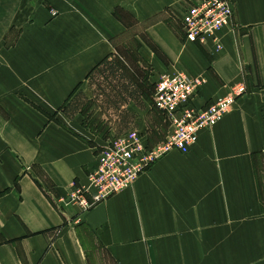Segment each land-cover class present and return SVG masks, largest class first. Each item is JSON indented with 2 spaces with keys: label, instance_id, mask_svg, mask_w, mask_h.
Instances as JSON below:
<instances>
[{
  "label": "crops",
  "instance_id": "obj_1",
  "mask_svg": "<svg viewBox=\"0 0 264 264\" xmlns=\"http://www.w3.org/2000/svg\"><path fill=\"white\" fill-rule=\"evenodd\" d=\"M198 1L0 0V264H264V0H232L220 48L186 39ZM128 43L155 82L202 79L199 108L238 85L247 94L188 152L82 212L65 200L89 183L119 120L104 137L62 108L82 90L100 109L89 74L108 57L133 77ZM150 102L126 104L137 127L136 108Z\"/></svg>",
  "mask_w": 264,
  "mask_h": 264
},
{
  "label": "built area",
  "instance_id": "obj_2",
  "mask_svg": "<svg viewBox=\"0 0 264 264\" xmlns=\"http://www.w3.org/2000/svg\"><path fill=\"white\" fill-rule=\"evenodd\" d=\"M53 14H56L54 11ZM232 0H199L183 17L187 41L206 42L213 38L221 47L219 33L231 23ZM203 81L182 72L162 74L155 88L154 106L169 119L171 131L165 140L149 146L142 131L136 127L101 146L97 167L89 174L87 185L73 184L66 203L80 206L82 212L132 187L139 176L173 150L188 152L201 133L210 130L247 94L245 85L215 100L207 108L195 104Z\"/></svg>",
  "mask_w": 264,
  "mask_h": 264
},
{
  "label": "trees",
  "instance_id": "obj_3",
  "mask_svg": "<svg viewBox=\"0 0 264 264\" xmlns=\"http://www.w3.org/2000/svg\"><path fill=\"white\" fill-rule=\"evenodd\" d=\"M138 80V81H137ZM89 86L93 90L94 101L101 102V109L113 111L119 120V131L117 135L137 127L135 113L128 110L126 104L131 101L138 107L145 108V100H151L149 89L134 76L125 72L122 63L115 58H106L98 64L89 74ZM93 100L82 91H76L70 100L63 106V113L69 118L78 113L84 116V126L99 133L109 136V128L102 119V112L91 113Z\"/></svg>",
  "mask_w": 264,
  "mask_h": 264
},
{
  "label": "rangeland",
  "instance_id": "obj_4",
  "mask_svg": "<svg viewBox=\"0 0 264 264\" xmlns=\"http://www.w3.org/2000/svg\"><path fill=\"white\" fill-rule=\"evenodd\" d=\"M127 46L131 51L134 50V52L129 53L128 52L129 49H127L125 46L124 50H121L122 53L127 57L126 63L124 62L123 63L136 79H139L141 83L146 85V88L149 89L150 92V96H151L150 98L152 101L146 105L147 108L146 111H140V109L138 108H136V111L139 114L138 127L139 128L141 127V131L144 134L146 140L148 141V144L150 146H153L159 143L160 141H162L163 139H165L167 135L170 134L169 121L165 117V115H163L162 113L161 114L157 113L156 109L153 106L157 80L155 82L156 78L152 71L151 64H149L147 61L143 60L142 58H139L138 55L136 56L138 52L135 43H128ZM97 110H102V109L101 108L99 109L97 106L96 108L91 109L90 112L94 114L96 113ZM106 113L107 114L105 115L106 118H104L105 119L104 121L107 124L108 128H110L114 124L113 118L115 116V113L112 110ZM160 120L161 123L158 125L159 127H157L156 123H158ZM111 136H110L111 139H108L107 142H110V140L113 141L114 137H116L115 134L114 135L111 134ZM107 142L105 144H107Z\"/></svg>",
  "mask_w": 264,
  "mask_h": 264
}]
</instances>
